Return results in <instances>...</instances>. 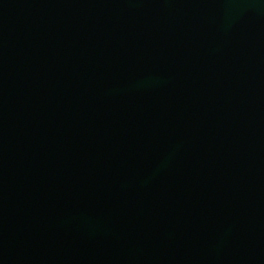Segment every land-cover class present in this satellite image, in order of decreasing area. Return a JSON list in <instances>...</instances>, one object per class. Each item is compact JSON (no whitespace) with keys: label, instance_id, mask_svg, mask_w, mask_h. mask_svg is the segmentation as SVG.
<instances>
[{"label":"water","instance_id":"obj_1","mask_svg":"<svg viewBox=\"0 0 264 264\" xmlns=\"http://www.w3.org/2000/svg\"><path fill=\"white\" fill-rule=\"evenodd\" d=\"M0 264H264V0H0Z\"/></svg>","mask_w":264,"mask_h":264}]
</instances>
